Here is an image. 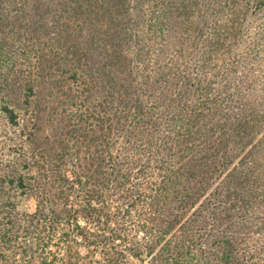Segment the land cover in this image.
Here are the masks:
<instances>
[{"label": "trees", "instance_id": "1", "mask_svg": "<svg viewBox=\"0 0 264 264\" xmlns=\"http://www.w3.org/2000/svg\"><path fill=\"white\" fill-rule=\"evenodd\" d=\"M0 264H264V0H0Z\"/></svg>", "mask_w": 264, "mask_h": 264}, {"label": "rangeland", "instance_id": "2", "mask_svg": "<svg viewBox=\"0 0 264 264\" xmlns=\"http://www.w3.org/2000/svg\"><path fill=\"white\" fill-rule=\"evenodd\" d=\"M26 206H28V207H29V206H30V207H32V204H31V203H27V205H26Z\"/></svg>", "mask_w": 264, "mask_h": 264}]
</instances>
